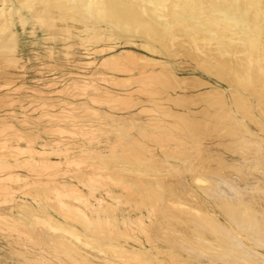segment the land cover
I'll list each match as a JSON object with an SVG mask.
<instances>
[{
  "label": "rangeland",
  "instance_id": "374dc122",
  "mask_svg": "<svg viewBox=\"0 0 264 264\" xmlns=\"http://www.w3.org/2000/svg\"><path fill=\"white\" fill-rule=\"evenodd\" d=\"M0 9L10 21L15 45L10 60L5 61L0 56V264H120L119 259H108L105 254L93 253L87 248L88 251L83 252H89L88 263L71 261L39 240L44 236L55 238L61 233L42 225L41 217L71 222L52 204L77 213L70 200L60 198L65 188L77 189L84 195L76 203L89 209L87 223L92 235L105 226L109 235L120 228L138 240L128 239L129 246L157 262L168 260L155 249H168L167 246L149 240L144 231L156 215L154 209L136 207L134 202L121 203L116 209H101L105 207L104 199L109 198L107 191L122 196L126 189L101 181L90 195L84 186L78 185L77 169L88 176L97 174L75 159L109 160L115 154L121 156L134 151L149 157L172 149L176 145L175 138L189 135L181 118L174 114L188 111L196 115L206 107L204 100L197 96L209 89L217 88L227 98L230 89L240 90L201 70L190 57L166 53L155 42L153 45L162 52L149 51L137 37L132 41L121 35L109 40L81 39L80 24L72 22L73 25L64 30L57 20L55 26L46 27L18 0H4L0 2ZM179 40L177 35L172 39L174 43ZM165 72H169L175 82H161ZM177 97L182 104L175 103ZM252 105L253 115L264 124L255 103ZM243 120L256 134H253L254 140L264 137V125L256 130L251 120ZM220 133L206 132L197 136L195 144L199 151L223 163L245 165L246 159L230 148L241 137ZM261 146L264 152V144ZM15 150L25 151L10 154ZM39 164L44 166L41 170ZM214 167L215 163L211 162L213 172L206 171L205 177L218 180L225 194L230 195L221 181L230 176L233 182L243 186L244 189L239 187L244 194L264 197V178L259 172L247 168L250 175L244 182L231 168L215 171ZM108 175L114 177V173ZM160 178L165 184L175 182L171 176V180L169 176ZM256 180L262 186L257 191L253 184ZM205 182H197V185L205 187ZM54 190L60 195H51ZM199 198L207 209L214 210L207 198L202 195ZM20 222H24L26 228ZM205 263L208 264L202 260L201 264Z\"/></svg>",
  "mask_w": 264,
  "mask_h": 264
},
{
  "label": "bare ground",
  "instance_id": "6f19581e",
  "mask_svg": "<svg viewBox=\"0 0 264 264\" xmlns=\"http://www.w3.org/2000/svg\"><path fill=\"white\" fill-rule=\"evenodd\" d=\"M0 2L4 3V0ZM18 2L35 16L37 22L46 27L55 26L57 20L64 26V30H68L67 26H72V22L80 24L78 33L83 34L81 39L89 37L93 40H109L121 35L132 41L137 37L144 48L162 52L153 45L155 42L166 53H181L190 57L201 70L240 90L230 89L226 93L227 98L216 87L209 89L197 96V99L204 100L206 107L196 115L188 111L174 114L181 118L189 135L175 138L176 145L172 149L161 150L157 155L149 157H145L141 151L126 152L121 156L113 151L115 156L109 160L96 157L75 159V162L87 164L97 174L95 177L88 176L77 169L78 185L84 186L90 195L101 181L108 186L126 189L122 196L121 193L118 196L107 191L109 198L104 199L102 205L105 207L101 209H116L121 203L129 202H134L136 207L149 206L154 209L156 215L144 231L149 240L167 246L168 249H155L168 260L157 262L150 255L129 246L128 239L138 240L129 237L120 228L109 235L105 226L92 235L87 223L89 209L76 203L84 196L77 189L71 191L65 188L60 197L71 201V207L77 209L76 214L71 208L51 205L71 222L62 223L50 216H40L42 225L61 233L55 238L44 236L39 240L71 261L85 263L89 262V252L84 253V249L105 254L108 259H119L121 262H117L120 264H201L202 260L208 264H264V197L244 194L241 190L243 186L233 182L230 176L222 177L221 181L230 193L227 195L218 186V180L205 177L206 171L211 169V162H214L215 171L231 168L238 174L239 180L244 182L247 181L246 176L250 175L246 172L247 168L259 172L264 178V152L261 146L264 137L254 140V132L248 129L243 120H251L257 126L256 130L264 125L252 113V104L255 103L257 112L264 119V0ZM20 21H23L21 17ZM176 35L180 40L174 43L172 39ZM13 37L10 21L0 9V56L5 61L14 56ZM172 81L175 82V78L169 72L161 77L163 83L172 84ZM181 102V98L175 100L176 104ZM220 131L221 135L227 137H241L230 148L246 159L245 165L223 163L199 151L195 144L197 136ZM21 151L25 150L11 151L10 154ZM39 165L38 169L41 170L43 165ZM110 173H114V177L108 175ZM167 176L175 178H172L175 182L165 184L166 181L163 183L161 178L158 179ZM203 181L207 182L205 187L197 185V182ZM253 184L256 191L262 188L257 180ZM52 194L54 197L60 195L55 190ZM200 195L207 198L213 211L205 207ZM20 224L26 228L24 222Z\"/></svg>",
  "mask_w": 264,
  "mask_h": 264
}]
</instances>
